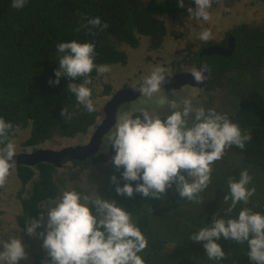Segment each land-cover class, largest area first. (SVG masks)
<instances>
[{
    "label": "trees",
    "instance_id": "16d2710c",
    "mask_svg": "<svg viewBox=\"0 0 264 264\" xmlns=\"http://www.w3.org/2000/svg\"><path fill=\"white\" fill-rule=\"evenodd\" d=\"M12 3L13 0H0V118L13 124L9 136L15 143L20 132L25 145L35 146L56 137L74 138L91 128L95 124L94 112L89 113L77 101L68 84H82L87 78L91 80L86 85L91 89V99L95 97L92 87H98L99 96L110 94L109 80L117 63H125V46L137 43L136 29L154 35L151 29L163 28L156 17L165 15L174 19L178 11H184L186 3L192 5L194 0H184L183 8L178 7L179 0L160 3L151 0L147 7H143L142 0H27L21 9L13 8ZM96 17L108 25L103 31L87 25L89 19ZM254 37L252 33L240 35L238 48L230 59L243 63V58L254 51ZM244 38L246 45L242 44ZM73 40L94 44V64L109 66L110 71L100 74L93 69L88 77L76 80L60 77L59 84L50 83L57 79L55 71L59 70L57 45ZM254 96L236 98L242 99L244 114L240 129L252 139L244 149L232 146V152L217 163L208 187L200 193L203 203L181 199L172 190H167L161 199L141 194L132 198L119 196L109 178L107 191L99 196L115 200L117 206L132 214L133 223L148 239V247L138 253L145 264H214L207 257L203 242L192 241L190 236L210 224L214 216L235 219L244 208L264 214V109L254 104ZM108 148L115 155L111 145ZM53 169L46 163L34 169L27 166L15 169L24 185L32 181L25 195H17L21 209L15 222L24 230L32 218L39 220L40 213H46L45 207L39 205L51 203L58 195L59 186L51 181ZM245 170L252 177L247 187H254L255 193L247 204L240 202L229 212L232 201L228 179L239 180ZM119 172L116 177L123 187L125 181ZM76 191L80 193L79 188ZM225 196H229L227 201ZM91 210L95 214L94 206ZM46 218L45 215V226ZM216 242L226 254V264H254L247 255L250 249L246 242L241 245L223 237ZM34 260L35 264H51L44 249Z\"/></svg>",
    "mask_w": 264,
    "mask_h": 264
},
{
    "label": "clouds",
    "instance_id": "9594fccd",
    "mask_svg": "<svg viewBox=\"0 0 264 264\" xmlns=\"http://www.w3.org/2000/svg\"><path fill=\"white\" fill-rule=\"evenodd\" d=\"M26 3L27 0H13L12 7L21 9ZM194 3L195 9L188 8L190 17L209 20L208 9L213 0H194ZM178 7H184V0H179ZM87 25L100 31L108 27L99 17L89 19ZM211 35L210 30H204L199 39L208 41ZM94 49L92 43L74 40L59 43L56 48L60 54L59 70L55 71L57 79L50 83L59 84L60 77L69 80L88 77L93 69L100 74L109 72V66L94 64ZM165 71L163 67H154L151 75L134 90L142 97L151 98L167 82ZM202 72L193 71L197 82H202ZM90 83L86 78L84 83H69L67 88L92 113L96 109L91 89L86 86ZM160 102L165 100L162 98ZM170 104L176 108L175 101ZM65 112L66 109L63 116ZM190 114H194L191 126L188 125ZM12 129V123L0 118V145H3L0 147V187L5 185L10 170L16 166V145L9 136ZM251 139L250 134H242L240 127L226 116L213 109L206 112L202 107L193 108L189 100L184 101L183 111H173L165 119L147 110H141V115L135 118L130 112L121 111L108 144L115 153L111 162L117 171L123 169L121 178L125 183L121 187L115 175L111 183L116 185L115 192L119 196L132 198L134 194H141L155 199H161L175 184L181 199L203 203L200 193L210 183L213 163L222 159L226 149L232 146L244 149ZM182 173H186L187 178ZM251 180L247 170L240 173L239 180L228 179L232 201L229 212L240 202L247 204L254 195L255 188L247 187ZM132 182H136L135 187ZM224 199L227 201L229 196ZM53 203L46 213H40L39 220L32 218L25 225L28 236L38 235L42 239V248L51 264H145L138 253L148 247V239L133 223L132 214L117 206L115 200L103 199L97 192L89 196L64 190ZM93 206L95 214L91 210ZM41 227H45V231L37 234L36 230ZM221 237L241 245L246 242L250 260L254 264H264V214L244 208L235 219L214 216L212 222L194 232L190 240L203 242L209 260L222 261L226 254L216 242ZM21 260H28V254L19 234L0 240V264H19Z\"/></svg>",
    "mask_w": 264,
    "mask_h": 264
},
{
    "label": "flooded vegetation",
    "instance_id": "af4514ba",
    "mask_svg": "<svg viewBox=\"0 0 264 264\" xmlns=\"http://www.w3.org/2000/svg\"><path fill=\"white\" fill-rule=\"evenodd\" d=\"M150 1L151 0H149V2ZM155 1L160 3L165 0ZM228 1L230 0H213L212 7L208 9L211 18L207 21L202 18H196L195 16L190 17L188 8L191 7L195 9L196 5L195 3L192 5L186 3L184 11H178L174 19L165 15L156 17L162 21L163 28L151 29L154 31V35L136 29L137 32H135L134 38L137 43L125 46L127 55L125 63H117L116 69L114 73H112L113 76L109 80L112 87L111 93L99 96L98 87L91 86L95 94V97L92 98L96 109L94 112L95 124L85 133L75 136L82 139L80 142L66 146L88 144L97 125L105 116L103 114L105 103L118 91L132 90L142 85L143 81L151 75L154 67L160 66L165 68V76L167 77L186 74L187 76H185L184 79L185 83L181 84L168 81L170 78L166 77L167 82L161 87L158 93L153 95L157 96L159 100L154 104L155 106L151 110L137 107L133 110H128V107L134 106L133 104L137 100L150 101L153 96L148 98L140 95L132 100L121 103L116 110L114 125L100 139V148L98 152L85 161H71L59 169L67 180H69L65 181L63 178L58 179L61 186L65 185L66 182H73L76 184L74 185L75 191L76 188H79L81 194L89 196H94L96 192L98 195H102L104 191H107L109 178L113 175L116 176L120 174L111 162L114 154L109 151L108 140L110 135L115 131V125L118 122L121 111H128L133 118H135L141 115V110H147L150 114L165 119L168 115L172 114L173 111H183L184 101L189 100L193 108L202 107L206 112L209 109H213L217 114L226 116L231 122L236 123L240 127L244 116L242 111V99L236 101V98H243L253 94V96L255 95L252 100L254 104L264 109V0H234V5ZM148 4L145 6L143 5V7H147ZM229 5L231 8L230 11ZM233 6L238 11L244 12V15H240L239 12L233 11ZM185 11L186 13H184ZM217 16L219 20H215ZM185 19L190 20L189 25H182ZM174 23L178 24V29H170V26ZM204 30L211 31L212 35L208 41L199 39L200 33ZM248 33L255 35L253 38L255 39V45L253 44L254 51L248 53V55L243 58V63L239 61L234 62V60L230 58L234 56L238 48L237 38L240 35L246 37ZM242 44L246 45L245 38ZM229 46L232 47V51L229 55H225V50ZM257 59L260 60L257 61ZM229 60L231 62H228ZM243 64H246L247 68H244ZM194 70H203L202 82H197L195 80L193 76ZM186 81H188V83H186ZM248 89L251 90L250 93H248ZM162 98L165 100L164 103L160 102ZM171 101H175V109L171 107ZM217 101H219V103ZM193 121L194 114H190L188 125L191 126ZM24 140L25 138L21 140L18 138L16 140L20 146V152L16 154L33 152L38 148L53 149L46 146H48V144L52 145L56 142H60L61 138L56 137L48 139L35 146L25 145L23 142ZM58 145L60 146V144ZM27 148H31V150H27ZM231 152L232 148H228L225 150L223 156L229 155ZM101 155L103 156L100 159ZM215 165L216 162L213 163L212 169H214ZM83 171H93L95 173L93 174L95 177V184L97 180L103 182L99 190L94 191V195L83 192L79 185H77V183H80L82 180ZM120 171L122 172L123 169L121 168ZM54 172H56L55 169L52 170V174ZM52 174L51 181L56 185L52 178ZM182 174L187 178L186 173ZM35 175L36 173L34 172V176ZM18 180L23 187L24 184L19 177ZM24 189L23 187V190ZM1 190L2 187H0V192ZM168 190L176 191L175 184ZM18 194L23 196L21 192ZM58 197L59 195H57L56 199ZM56 199L51 203L56 201ZM16 200L19 202L18 197H16ZM43 205L44 204H40L39 206L44 208L45 206ZM151 207L154 206L151 205ZM13 223L15 228L20 232V235L26 237L23 239V243L26 246L27 254L32 257L40 255L42 249L40 251L41 239L39 236H28L26 230L19 227L17 222ZM36 231L37 234H39L42 230L37 229ZM32 264H35V260Z\"/></svg>",
    "mask_w": 264,
    "mask_h": 264
},
{
    "label": "rangeland",
    "instance_id": "374dc122",
    "mask_svg": "<svg viewBox=\"0 0 264 264\" xmlns=\"http://www.w3.org/2000/svg\"><path fill=\"white\" fill-rule=\"evenodd\" d=\"M142 5H147L149 0H142ZM233 1V2H232ZM229 3H231L232 5H234V0H230L228 1ZM234 9H232L233 11H237L239 12L240 15H244V12L238 11L234 6ZM231 10L230 5H229V11ZM215 20H219V17L217 16L215 18ZM190 20H184L182 25H189ZM170 29H178V24L174 23L170 26ZM158 97L157 96H153L152 99H150V101H142V100H137L134 102V106L128 107V110H133L134 108H146L151 110L152 108H154V104L158 102ZM219 103V101H217ZM217 105V103H216ZM19 136V140L23 139L22 138V134L19 132L18 133ZM82 139L80 137H75V138H61L60 142H56L55 144L46 146V147H51L54 150H58L59 148L66 146V145H74L77 142H80ZM60 144V146L58 145ZM16 150L18 152H20V146L19 143L16 142ZM27 150H31V148H27ZM216 161V165H217ZM215 165V167H216ZM214 167V168H215ZM60 169V168H59ZM59 169H55L56 172H54L52 175V178L54 180V182L56 183V185L59 186L58 189V195L60 196L61 192L64 190H75L74 185H76L75 183H67L63 186H61L60 182H58V179L63 178L65 181H69L67 180V178L63 175V173H61V171ZM82 180L80 181V183L78 182L77 185H79L80 189L90 195H94V191H98L99 188L103 185V182H99L98 180L96 181L95 184V177L93 174H95L93 171H83L82 172ZM36 175L34 176V179H36ZM33 179V180H34ZM87 180V182H86ZM89 181V182H88ZM71 182V181H70ZM31 185H32V181L29 182L27 185L23 186L25 189L23 190V187L21 186L20 181L18 180L17 174L15 172V170L10 172V175L7 178V181L5 183V185L2 187V190L0 192V240H7L9 236L11 235H16L19 234L20 232L15 228V225L13 222H15V218L17 213L20 211V204L18 202V200H16L17 194L18 193H22L23 195L26 194V191L31 189ZM63 187V188H62ZM54 206V203H48L45 205V210L47 211L50 207ZM47 222V221H46ZM42 230L41 232L45 231V227L44 230ZM39 232V233H41ZM22 242L23 239L26 238L22 235H20ZM42 239L40 242V251L42 248ZM24 244V243H23ZM25 245V244H24ZM35 248V246H34ZM38 251V250H37ZM33 262V257L31 255H28V260H21L19 261V264H32ZM226 260L223 259L222 261L220 260H214V264H226Z\"/></svg>",
    "mask_w": 264,
    "mask_h": 264
},
{
    "label": "water",
    "instance_id": "95a60500",
    "mask_svg": "<svg viewBox=\"0 0 264 264\" xmlns=\"http://www.w3.org/2000/svg\"><path fill=\"white\" fill-rule=\"evenodd\" d=\"M225 51V55H229L232 51V47L229 46ZM185 76L187 75L181 74L175 77H166L170 78L168 81L184 84ZM186 83H188V81H186ZM140 86L141 85H139V87ZM139 87H135L132 90L118 91L105 103L103 107V114L105 116L103 120L97 125L95 132L88 144L66 146L59 150L38 148L33 152L16 154V157H14L16 160V166L10 171L15 170L18 166H27L33 168L41 163L50 164L54 169H59L68 162H82L94 156L100 148V139L111 129L115 123L117 107L125 101H129L137 96H140L141 94L134 90Z\"/></svg>",
    "mask_w": 264,
    "mask_h": 264
}]
</instances>
